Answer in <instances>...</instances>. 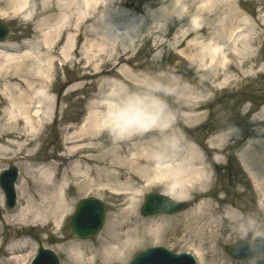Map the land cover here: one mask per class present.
I'll return each instance as SVG.
<instances>
[{"label":"bare ground","instance_id":"bare-ground-1","mask_svg":"<svg viewBox=\"0 0 264 264\" xmlns=\"http://www.w3.org/2000/svg\"><path fill=\"white\" fill-rule=\"evenodd\" d=\"M259 1L264 5V0ZM155 6L151 14L138 18L141 9H129L123 0H0V19L31 27L32 33L20 45L13 39L0 41V109L5 105L0 158H22L24 169L16 187L15 207L7 208L3 193L0 196V264H30L37 250L31 243L32 233L48 226L56 234L63 229L73 209L72 192L77 197L108 200L113 203V213L94 241L74 239L56 250L73 264H129L136 250L150 241L160 242L163 230L172 228L171 219H142L138 214L142 199L153 186L164 185V196L182 202L188 199L186 187L190 191L208 183L207 160L191 144L195 139L190 126L207 123L204 109L211 102V92L237 84L242 77L248 79L255 71L252 64L259 33L255 27L239 24L242 0H155ZM217 17L219 24L212 27ZM249 33L252 38H247ZM145 46L148 54L168 52L179 63L175 69L165 68L157 62V54L152 64H135L133 52L136 48L141 52ZM160 70L180 76L189 85L178 98L181 118L170 130L182 138L184 146L174 160L166 162L153 158L152 146L159 133L114 145L101 131L93 111V102L100 97L137 88L146 73ZM62 71L76 76L61 80ZM60 81L68 85L62 100L82 91L95 92L86 101L84 118L61 129V154L52 153L58 163H29L30 156L25 154L57 111L59 99L54 94ZM250 124L258 127L254 129L257 139L240 156L264 199L261 176L251 162L256 145L261 147L258 157L264 161V139H259L264 136L259 131L264 127V107ZM230 137H234L232 131H221L208 147L221 153ZM214 161H219L217 156ZM211 211L214 214L218 209ZM203 217L216 222L207 214ZM190 230L200 242L191 244L195 253L190 254L205 264L202 247L216 236L204 228L195 230L193 225ZM78 252L84 253L81 260L76 259ZM211 254L213 262L221 264L215 246Z\"/></svg>","mask_w":264,"mask_h":264},{"label":"rangeland","instance_id":"rangeland-1","mask_svg":"<svg viewBox=\"0 0 264 264\" xmlns=\"http://www.w3.org/2000/svg\"><path fill=\"white\" fill-rule=\"evenodd\" d=\"M223 1L231 3L234 0ZM123 2L129 9L136 6L141 9V12L136 16L138 18L145 14H151L156 10V6L152 7L155 0H123ZM242 2L243 6L238 7L242 8L241 13L239 12V24L250 25L252 28L255 27L259 33L258 38L254 36V38H257L254 46L256 52L255 55L253 54L255 60L252 64L255 71L250 73L248 79L242 77L241 81L237 84L226 85L223 89L218 88L214 90V92H211L209 95L211 102L208 103L204 109L207 123H195L191 125L189 129L192 131L191 136L195 139L191 144L197 148L200 156L203 155L207 160L204 168L207 171L208 183L200 187L195 186L190 191H187L188 187H186L185 193L188 199L183 200L181 203L189 204V208L179 211L178 213L176 212L177 214L174 215L158 216L159 218L171 219L173 221L171 224L172 228L166 227L162 232L161 236L163 239L160 242L154 244L155 242L152 243L150 241L145 247L136 250L135 253H133L135 254L134 256L154 246H162L175 254H194L195 252L191 244L200 245V242L194 234H191L190 225H193L195 230L204 228L208 232L213 231L216 236L209 245H204L202 247L205 255V264H215L211 254L214 246L221 256V264H259L260 258H253L249 261H239L233 259L227 253V248L232 246L236 241H246L252 246L253 242L259 238H237L234 231V221L239 214L255 215L264 222V199L261 196L263 191L259 189L258 191L253 182L251 185L247 175L242 169L244 166L239 159L240 154L246 147H248L253 140L257 139L254 129L258 127L252 126L250 123L254 116L264 107V5H262L259 0H242ZM242 14H244V17ZM221 15L222 14H219L218 16ZM218 24V17L214 18L212 27H217ZM0 25L8 27L10 32L4 41L13 39L14 41L11 40L12 42L20 45V43H26L32 36L31 27H27L17 21H11L9 18L0 19ZM210 32H212V30H210ZM249 36L252 38L250 33L247 38H249ZM138 52V48L133 52L135 64L140 62L152 64L157 54L159 55L157 62L164 65L165 68L175 69L174 65L179 63L178 59L168 52L166 55L160 51L148 54L147 46L143 47L141 52ZM75 76V72L66 71L64 73L62 71L61 80H71ZM238 77L240 79V76ZM55 87L56 94L54 95L56 96V101H58V99L60 101H58L57 104V111L52 118H49L48 127L42 130L38 142L30 148L29 153L25 154L30 156L28 157L29 163H40L45 165L49 162L58 163L52 157V153L56 151L58 155L61 154V147L63 144L61 129L67 126H73L80 121L88 97L95 92L91 91V93H87L86 91H82L62 100L61 97H65L67 94L68 85H61L60 81ZM91 89L95 90L96 87L94 86ZM4 106L5 105L0 109V126L4 116ZM181 115L182 110L178 106V117L181 118ZM221 131H232L234 137H230L225 143V149L222 150L221 153H218L208 146L209 142L218 137ZM259 131L264 135V127H260ZM259 139H264V136H260ZM260 149L261 147L258 145L254 147L251 155V162L252 168L261 176H259L260 185L264 190V168H262L264 161L258 157L262 152ZM214 156L218 157V162L214 161ZM10 158H0V160H2V162H0V174L10 167H15L19 172V181L21 179L20 176L24 174V169L20 163L22 158L19 159V161H14ZM199 167L201 166L199 165ZM17 185L16 183V186ZM152 189L153 190L149 193L154 192L162 194L164 185L161 186V184H157L153 186ZM2 193L4 201H6L3 189L0 185V196H2ZM72 194L73 197L70 198V203L71 206L73 205V208L77 206L82 199L86 198L85 195L77 197L75 192H72ZM90 198L98 199L95 197ZM100 201L105 206L106 213L105 223L102 230L97 235L87 240H80L76 237H72L70 234L71 221L66 224L65 229L62 230L63 233L60 232L56 234L54 230L48 226L44 230H36L32 233L33 237L31 238V243L37 248L36 253L41 248L52 250L58 256L60 264H73L68 261L69 257L67 255L59 251L60 249L56 250V248L74 239L89 242L96 239L106 228L109 214L113 213V203H110L106 199ZM213 208L218 209L219 212L217 211V213L213 214L211 211ZM138 214L140 218L146 219V217L141 214V207H139ZM206 214L216 222L204 218L203 216ZM25 254L27 253L25 252ZM134 256L131 258L129 264H131ZM197 263L201 264L199 260H197Z\"/></svg>","mask_w":264,"mask_h":264},{"label":"clouds","instance_id":"clouds-1","mask_svg":"<svg viewBox=\"0 0 264 264\" xmlns=\"http://www.w3.org/2000/svg\"><path fill=\"white\" fill-rule=\"evenodd\" d=\"M189 87L180 76L164 70L146 73L139 87L128 91L117 90L93 102V111L114 145L149 132L155 138L153 158L160 162L172 161L184 146L177 134L170 132L178 118V98ZM171 101V102H170ZM237 238H264V222L255 215L239 214L234 221ZM83 252L76 254L81 260Z\"/></svg>","mask_w":264,"mask_h":264},{"label":"water","instance_id":"water-1","mask_svg":"<svg viewBox=\"0 0 264 264\" xmlns=\"http://www.w3.org/2000/svg\"><path fill=\"white\" fill-rule=\"evenodd\" d=\"M8 34V29L4 27L0 28V39L6 38ZM188 207L187 204H180L174 202L161 195H152L147 200L146 204L142 209V214L144 216L154 215V214H174L176 212L185 210ZM105 217V207L99 201L94 199L83 200L79 205L77 212L72 220L71 232L72 235L77 236L81 239H86L97 234L104 221ZM154 250V249H153ZM153 250L140 255L133 264L137 261L145 259ZM163 250V249H162ZM161 253V250L157 251ZM227 252L231 257L239 260H248L254 256H262L260 264H264V240H261V244H256L255 248H250L246 243H236L231 248L227 249ZM182 262L179 264H193ZM34 264H59L58 259L55 254L49 250H41L38 259Z\"/></svg>","mask_w":264,"mask_h":264}]
</instances>
